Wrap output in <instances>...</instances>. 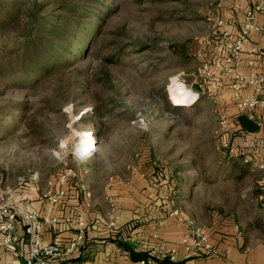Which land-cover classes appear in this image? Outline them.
<instances>
[{"label":"rangeland","instance_id":"obj_1","mask_svg":"<svg viewBox=\"0 0 264 264\" xmlns=\"http://www.w3.org/2000/svg\"><path fill=\"white\" fill-rule=\"evenodd\" d=\"M33 1L81 20L82 50L64 67L44 72L41 58L28 80H8L26 37L4 21L13 0H0L1 174L45 184L85 171L101 191L138 177L186 214L233 216L249 239L264 236L261 149L239 131L233 94L219 85L233 63L239 0ZM83 136L97 149L77 159Z\"/></svg>","mask_w":264,"mask_h":264},{"label":"crops","instance_id":"obj_2","mask_svg":"<svg viewBox=\"0 0 264 264\" xmlns=\"http://www.w3.org/2000/svg\"><path fill=\"white\" fill-rule=\"evenodd\" d=\"M257 1H238L242 11L239 13V27L232 33L239 34L243 26L244 12L248 9L254 11L255 24L263 30L250 33L249 42L241 53V63L227 65L226 72L222 74L223 82L219 84L222 91L231 90L235 103L237 73L264 76V12L256 8ZM225 20L230 23L227 18ZM251 50H254L252 56L249 54ZM251 62L255 64L252 65ZM238 94L241 98H246L255 95L256 91L253 86H248ZM256 97L264 99V89ZM253 116L259 130L249 136H252L258 149H261V155L254 163L257 166L264 163L262 110L255 109ZM59 176L60 174L51 177L47 183L42 184L36 176L12 178L0 172V197L6 195L11 205H21L30 200L33 210L40 217L56 220L54 223L46 222L43 226L45 244L67 246L76 237L78 221L81 218L85 221L84 240L62 262L140 264L146 260L148 264H165V261H169L167 252L176 249L177 261L172 264H264V236L249 239L233 216L214 214L206 221L196 214H186L179 206L181 214L186 218L191 217L200 225L219 251L216 257L187 254L180 244L187 233V227L170 215L177 206L170 205L165 196L160 201L155 196V189L145 180L134 177L127 184L117 180L101 191L90 185L89 175L85 171L78 182L77 179L65 186L61 185ZM61 189L65 190V196L48 211V203L40 200L41 196L47 191L57 192ZM111 223H114L113 227L110 226ZM24 228V221L19 220L16 232L21 241L16 252L0 244V264H27L26 259L18 255L27 250Z\"/></svg>","mask_w":264,"mask_h":264},{"label":"built area","instance_id":"obj_3","mask_svg":"<svg viewBox=\"0 0 264 264\" xmlns=\"http://www.w3.org/2000/svg\"><path fill=\"white\" fill-rule=\"evenodd\" d=\"M256 8L264 12V0H258ZM263 28L255 24V13L248 9L244 12V21L240 33L237 35L238 41L236 46L232 49V59L235 64H240L241 53L246 44L249 42L251 32L262 31ZM249 54L252 56L254 50ZM254 65V62H251ZM253 86L256 94H259L264 89V76H257L255 74L246 75L239 72L236 75L235 89L236 106L242 113H247L250 119H254L253 111L257 108L262 110V119H264V99H259L255 95L241 98L239 91ZM258 169L264 172V163L260 164ZM77 173L73 169H66L61 172L59 181L61 185L75 181ZM65 196V190L61 189L57 192L47 191L40 200L48 203L47 210H51L53 205L58 204ZM170 215L174 217L178 223L187 227V233L181 239V247L187 254H195L203 257H216L219 255L218 249L211 243L208 236L205 234L203 228L194 220L184 217L178 208H174ZM19 220L25 223V239L27 242V250L25 253H18L19 256L26 259L27 264H69L62 262L63 258L72 254L84 240L86 235V223L81 218L78 221L77 234L75 239L67 246L58 244H45L43 242V226L47 223L56 222L55 219L42 218L36 211L33 210L32 202L26 200L21 205H11L5 196L0 197V244L10 251L16 252L17 245L21 238L16 232V226ZM110 226H114L111 223ZM168 260L171 263L177 261V250L170 249L167 252ZM140 264H148L146 260Z\"/></svg>","mask_w":264,"mask_h":264},{"label":"trees","instance_id":"obj_4","mask_svg":"<svg viewBox=\"0 0 264 264\" xmlns=\"http://www.w3.org/2000/svg\"><path fill=\"white\" fill-rule=\"evenodd\" d=\"M48 7L49 4L45 2L37 5L33 0H13L10 11L4 16L6 24H22L26 37L25 52L19 57L20 67L9 63V67L2 73L8 80L15 74L19 76L18 80H28L31 74L38 72L41 58L45 65L42 69L44 72L54 67H64L82 50L76 48L80 46L78 34L83 30L82 21L69 19L67 23L59 15L46 14ZM235 123L245 135H252L259 130L257 121L250 119L247 113L239 111ZM164 263L172 264L169 261Z\"/></svg>","mask_w":264,"mask_h":264},{"label":"clouds","instance_id":"obj_5","mask_svg":"<svg viewBox=\"0 0 264 264\" xmlns=\"http://www.w3.org/2000/svg\"><path fill=\"white\" fill-rule=\"evenodd\" d=\"M92 144H94V141H92L91 143L83 144L82 147H78L74 152L76 158L81 159L90 156L92 154V151H94Z\"/></svg>","mask_w":264,"mask_h":264},{"label":"bare ground","instance_id":"obj_6","mask_svg":"<svg viewBox=\"0 0 264 264\" xmlns=\"http://www.w3.org/2000/svg\"><path fill=\"white\" fill-rule=\"evenodd\" d=\"M179 88H181L180 87V85L178 86V89ZM178 91V90H177ZM178 101L179 102H186V103H189V104H191L192 103V101H193V96H190V97H186V98H184V97H182L181 95H179L178 96ZM92 141L90 140V139H88L87 137H85V136H83L82 138H81V140H80V143L78 144V147H82L83 146V144H86V143H91ZM77 147V148H78ZM92 147L94 148V151H92V154L91 155H93L94 153H95V151H96V146L94 145V144H92ZM90 155V156H91ZM89 157V156H88Z\"/></svg>","mask_w":264,"mask_h":264}]
</instances>
